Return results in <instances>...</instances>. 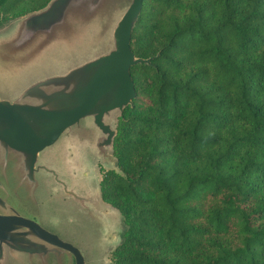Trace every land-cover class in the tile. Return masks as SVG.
I'll return each instance as SVG.
<instances>
[{"label": "trees", "instance_id": "16d2710c", "mask_svg": "<svg viewBox=\"0 0 264 264\" xmlns=\"http://www.w3.org/2000/svg\"><path fill=\"white\" fill-rule=\"evenodd\" d=\"M51 1L0 0V27ZM130 47L111 264H264V0H143Z\"/></svg>", "mask_w": 264, "mask_h": 264}, {"label": "water", "instance_id": "95a60500", "mask_svg": "<svg viewBox=\"0 0 264 264\" xmlns=\"http://www.w3.org/2000/svg\"><path fill=\"white\" fill-rule=\"evenodd\" d=\"M142 3L52 0L0 37V88L60 71L13 100L0 94V262L7 248L84 264L77 248L39 224L37 191L49 183L105 229L112 251L121 242L112 238L121 215L102 199L93 161L117 169L112 124L136 97L131 68L150 63L130 47Z\"/></svg>", "mask_w": 264, "mask_h": 264}, {"label": "rangeland", "instance_id": "374dc122", "mask_svg": "<svg viewBox=\"0 0 264 264\" xmlns=\"http://www.w3.org/2000/svg\"><path fill=\"white\" fill-rule=\"evenodd\" d=\"M14 26H15V23L13 22H9L1 26L0 27V37L9 34L13 30ZM54 72L49 74V76H56L60 74L59 69H57ZM40 74H35L30 79L31 81L29 83L27 82L26 79H24L19 83V86L12 85V84L3 86L0 88V94L10 100H13L19 95L20 90L22 92L32 82H36L37 80H40L44 77L45 78L49 77V76H44ZM112 127L113 128L115 127L114 122L112 124ZM109 154L111 155V152H109ZM93 165H94L93 171L95 173L96 184H98L102 176L100 173L101 170H104V171L109 170L112 168V165L102 164L98 160H94ZM42 189H44V187L39 188V190L37 191L38 192L37 198H36L37 200H44L43 198L44 190ZM46 204L48 203L39 204L41 206L40 207V212H41L40 223L42 226H44L46 229L50 231L57 233L63 240L70 242L71 244L76 246L79 250H81L83 259L86 264H94V263L106 264V262L110 261L111 252L113 249V248H110V246H112L113 243H108V239L110 236H105L103 238L105 229L101 228L100 230L93 232V230H96V229L89 225L90 221L88 220V218L87 219L84 217H82L83 219L77 218L75 215H74L75 219L77 220L76 225L68 226L66 225V221L64 220V217L61 215V213H58L56 211L54 212L47 211V207L45 206ZM120 220H121L120 221L121 223H120V227L118 228V233L115 231L112 237L114 240L118 239V236L121 237V234H122V230H123L122 218ZM55 222L59 225L55 226L52 224ZM84 244L90 247V251L87 252L83 249Z\"/></svg>", "mask_w": 264, "mask_h": 264}, {"label": "flooded vegetation", "instance_id": "af4514ba", "mask_svg": "<svg viewBox=\"0 0 264 264\" xmlns=\"http://www.w3.org/2000/svg\"><path fill=\"white\" fill-rule=\"evenodd\" d=\"M43 187L46 188L45 192L43 193L44 200H37V202L39 204L40 203L41 204H45V203L51 204V206L49 204L45 205L47 207V211H53V212L56 211L58 213H61V215L64 217V220L66 221V225L75 226L77 223L75 216L77 218H82V217H84L86 219L88 218V216L80 214L79 209L74 205L73 202L66 200L63 197H60L59 193H55L56 190L53 189L54 188L53 184H51V183L44 184ZM40 207L41 206L39 205V215H40V219H41ZM42 207H44V206H42ZM71 214H73V215H71ZM88 220L92 223L91 224L89 222V225L96 229V230H93V232L98 231L99 225L96 222H92L89 218H88ZM39 224L46 231L56 235L62 241L71 244L70 242L63 240L57 233L50 231V230L46 229L44 226H42L40 223V220H39ZM52 224L55 226L59 225L56 222L52 223ZM71 245L74 246L73 244H71ZM74 247L77 248L76 246H74ZM83 249L87 252L90 251V247L86 244L83 245ZM79 252L81 253V250H79ZM81 255H82V253H81ZM83 261H84V259H83ZM69 263L75 264L74 258L72 256H70L69 254H64L63 256L60 257V259H58L54 255H51V256L47 257V259L43 260L37 255H29L26 252H13V251L11 252L7 248L5 249L4 259H3V261L0 262V264H69ZM84 264H86L85 261H84ZM94 264H98V263H94Z\"/></svg>", "mask_w": 264, "mask_h": 264}]
</instances>
